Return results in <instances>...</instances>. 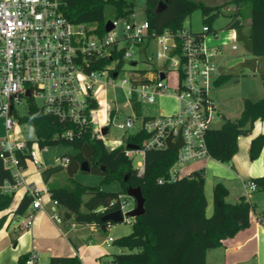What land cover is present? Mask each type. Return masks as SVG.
<instances>
[{
    "label": "built area",
    "instance_id": "2783aa9c",
    "mask_svg": "<svg viewBox=\"0 0 264 264\" xmlns=\"http://www.w3.org/2000/svg\"><path fill=\"white\" fill-rule=\"evenodd\" d=\"M63 6L64 0H0V118L6 131L0 137V163L11 176L0 179V194H14L17 188L24 187L31 197V210H44L41 196L44 190L26 181L24 169L31 163L40 171V152L47 148L39 145L35 133L31 138L23 136L19 122V117L26 112V107L24 113L19 111L23 103L27 105L29 101L36 103L39 100L36 104L43 112L66 123L68 127L61 133L64 139L71 140L89 128L108 149H113L123 144L122 140L113 139L107 145L105 136L109 124L118 117V109L114 98L100 97L102 90L106 86L112 90L120 88L131 107L139 102L152 103L156 95L166 91L168 70L175 74V112L141 117L137 131L146 132L148 137L138 149L126 147L125 154L133 160L136 154L140 156L134 164L137 174L141 175L145 149L167 148L166 137L171 134L173 143L180 131L182 145L176 149V159L169 169L170 179L179 177L181 166L209 158L206 132L216 115L209 92L222 74L212 58L226 44L231 50L236 49L235 28L228 30L214 45L208 40L209 37L217 39L218 32L207 25H203L200 32L182 28L176 35L165 31L150 36L146 18L138 19L133 11L104 21V28L107 22L112 28L104 29L103 34L92 40L90 36L94 33H87L91 30L87 28L94 27L69 21L63 14ZM153 39L160 47L156 58L161 59L162 64L154 70L152 77L147 78L136 68L137 61L131 59L129 48ZM120 42L125 46H120ZM177 47L179 51L175 52ZM99 58L107 59L108 63L96 67ZM125 62L129 63L127 77L122 76L116 81ZM160 73L164 74L162 79ZM135 124L133 115L115 122L122 130ZM104 126H107L105 134L101 132ZM68 161L66 155L59 158V163L64 166ZM243 185L248 193L256 190L253 179L245 180ZM51 202L49 216L65 233L63 226L72 228L74 224L65 223L58 202L53 199ZM119 202L122 221L132 223L134 217L126 213L134 207V200L121 194ZM31 216L30 211L24 227L29 226ZM112 242L111 236L104 241L105 245ZM36 261V254L31 252L23 264H36Z\"/></svg>",
    "mask_w": 264,
    "mask_h": 264
},
{
    "label": "trees",
    "instance_id": "16d2710c",
    "mask_svg": "<svg viewBox=\"0 0 264 264\" xmlns=\"http://www.w3.org/2000/svg\"><path fill=\"white\" fill-rule=\"evenodd\" d=\"M162 3V5H161ZM106 4L115 8V16H126L135 10L134 0H64L63 14L73 23H82L87 33H104L103 10ZM223 6L234 5L236 12L231 19L248 17V46L251 55L264 63V0H220ZM217 4H208L203 0H144V13L148 21L150 36L171 35L184 28L183 20L195 9H199L203 25L211 28V23L218 15ZM179 48L175 49L178 52ZM108 60L99 58L96 67L101 68ZM144 69L141 73H144ZM229 78L221 74L215 83ZM264 87V68L260 72ZM95 105V103H93ZM264 120V95L259 99L244 97L242 109L236 119L224 118L218 127H210L206 132V143L210 157L229 163L237 152V138L249 135L255 121ZM21 124L30 125L39 141V145H71L73 154L68 156L65 166L67 185H51L47 191L51 199L56 200L69 212L72 220L65 218V223L77 226H94L100 232L110 225L102 222L105 213L120 208L119 195L126 194L128 187H139L143 196L144 212L134 217L131 230L113 239L112 244L122 248V252L113 253L114 264H206L205 253L218 247L226 238L233 237L240 230L248 227L249 215L254 206L243 196L235 202H228L227 188L217 182L212 187V211L206 215L207 199L204 191V176L201 169L193 170L188 175L169 178V169L176 159V149L147 148L143 157V172L137 174L133 158L125 154L126 144L142 147L148 134L142 130L128 134L121 145L108 149L103 141L96 138L89 128L80 132L73 139H64L61 133L67 125L56 117L43 112L36 103L29 101L26 112L19 117ZM264 145V132L250 140L248 157H258ZM86 161L89 171L100 174L101 182L113 179L120 181L122 190H104L100 185H88L73 176L80 164ZM10 172L0 163V179L9 178ZM162 181L159 182L158 180ZM256 189L264 190V176L252 178ZM84 196H87L84 199ZM13 194H0V212L9 207ZM31 202L26 193L17 203L14 213L23 214ZM4 217H0V227ZM28 254L18 257V264H23ZM46 264H81L77 255L50 256Z\"/></svg>",
    "mask_w": 264,
    "mask_h": 264
},
{
    "label": "crops",
    "instance_id": "0c3cea01",
    "mask_svg": "<svg viewBox=\"0 0 264 264\" xmlns=\"http://www.w3.org/2000/svg\"><path fill=\"white\" fill-rule=\"evenodd\" d=\"M231 7L233 13H235L237 10L236 6L231 5ZM232 20H237V28L241 26L248 28V38V17L237 16ZM236 35L237 41L241 37V31L239 29L236 30ZM218 40H221L219 32L217 39L209 37L208 41L210 44L214 45L218 43ZM148 43L149 41L146 44ZM237 57L239 56H235V58ZM251 57L254 56L251 55ZM229 62L230 61L227 62V65ZM257 65L258 61L256 63V68ZM149 68L152 69V74L144 72L142 73L144 77L150 78L154 75L156 67L149 66ZM221 73L224 74V71L221 70ZM218 84L219 83H214L213 87ZM210 97L215 106L214 97H212L211 94ZM243 98L244 97H242V99ZM176 107L177 102L173 112L176 110ZM241 109L238 110L234 118L229 117V115H224V118L236 119L239 117ZM216 115L219 116L220 113L217 112ZM262 132H264V120L255 121L253 130L249 135H240L237 138V152L227 164L209 157L189 162L194 164L189 165V163H187L179 169V177L188 175L193 170L201 169L204 181L207 176L211 178L210 184L212 187L215 183L219 182L227 188L228 194L226 200L228 202H235L240 197L244 196L254 206V209L249 215L248 227L240 230L233 237L224 239L220 246L208 249L205 253L206 264H264V211L260 209L256 199H254L255 197L252 196L258 189L249 194L243 185V182L247 179L264 176V145H262L256 159L250 160L248 157L251 138ZM44 152L45 151L40 152V159L42 161L40 171H37L35 166L31 163H27L24 169L26 181L44 190L41 195L44 210L32 211L29 204L23 214H15L14 209L21 197L25 194L24 187L17 188L13 194L9 207L0 212V217H4L3 224L0 227V264H18V257L20 255L29 254L31 252L36 254V264H46L50 256L73 255L78 256L81 264L111 263V261H113L112 254L122 252L123 249L118 247L117 251L109 250L112 244L105 245L104 241L110 235H104L101 239L100 234H102V232L94 226L74 225V227L70 228L66 224L63 226L65 233H62L55 222L50 218L49 212L52 208V202L47 189L51 185H67L68 179L65 174V166L57 162L55 158L56 155L45 157ZM45 163H47V165ZM86 198L87 196H84V199ZM30 211L32 212V216L29 226L26 228L23 224L26 215ZM62 211L65 212V210ZM71 220L72 216H70V221ZM113 224L115 223H111L106 229L109 228V226L111 227V225L114 227ZM124 234L126 233H121L119 236ZM111 237L113 239L117 238Z\"/></svg>",
    "mask_w": 264,
    "mask_h": 264
},
{
    "label": "rangeland",
    "instance_id": "374dc122",
    "mask_svg": "<svg viewBox=\"0 0 264 264\" xmlns=\"http://www.w3.org/2000/svg\"><path fill=\"white\" fill-rule=\"evenodd\" d=\"M208 4H217L218 6V15L211 23V29L213 31L219 32L220 39H223L224 35L228 30L233 27L236 30L241 31V37L236 41V50H230V45H224L220 48V52L215 54L212 58L216 67L219 70H223L224 74H228L229 78L226 81H223L211 88L210 94L215 99V113L219 112L220 115H215L214 119L209 123L210 127L219 126L223 119L224 115H229V117L234 118L238 110L241 109V99L242 97H250L253 99H259L264 95V87H262L260 72L262 68H264V63L260 58H257L258 65L254 71H250L246 67L242 66L240 63H234L230 66L227 65L228 61L235 59V56H239L243 59L250 58L251 53L249 51L248 46V38L247 32L248 28L245 26H241L237 28L236 25L237 20H232L230 17V10L232 7L230 5L223 6L220 4V0H203ZM135 2V13L138 19H143L145 17L144 13V0H134ZM115 8L112 5L106 4L103 10V15L105 21L111 20L115 17ZM183 26L186 29L191 30L192 32H200L201 27L203 26L202 17L199 9H195L183 20ZM92 40L97 39V35L93 34L90 36ZM219 42V40L217 41ZM120 46H125L122 42L119 43ZM160 49L156 40H150L148 44L143 43L140 46H135L129 48L131 53V59L136 60V68L144 69L145 73H151L152 69L149 66L159 68L162 64V60L156 58V52ZM130 59V58H129ZM129 69V63L125 62L123 66V70L119 72L118 78L119 80L122 76L127 77V70ZM167 80L165 84L167 86L166 91L163 94L156 95L155 99L152 103L148 102H139L135 104L133 107L128 105V97L123 93L120 88H114L112 90L110 86H106L105 90H102L100 97H105L106 99L114 98L115 105L118 109V117L116 121H113L108 126V132L105 136L106 144L110 145L111 140L117 139L122 140L128 134L134 133L138 130V120L144 116H158V115H167L174 113L173 110L176 106V100L173 96L174 92V84H175V74L174 71L168 70L166 72ZM36 103H40L39 100H36ZM26 104L23 103L19 106L20 113L25 112ZM240 113V112H239ZM133 115L136 118V124L134 127L122 130L115 126V122H118L124 119L126 116ZM223 115V116H222ZM20 129L23 132V136L25 138H31L34 136V132L32 127L28 124H21ZM6 134L5 126L3 119L0 118V137ZM46 150H44L45 157H50L56 155L55 158L57 162H59V156L62 154H73L75 152L74 148L68 144H56L46 146ZM140 156L136 154L134 161L139 159ZM47 165V163H45ZM194 163H189V165ZM76 180L88 184V185H100V187L104 190L109 191H120L122 190V186L119 180L113 179L109 182L102 183V176L93 172H85L80 169L73 176ZM211 178L207 176L204 181V191L207 199V208L206 215L209 216L212 211V199H211ZM253 193V192H250ZM249 193V194H250ZM254 199H256L260 209L264 211V190H258L252 194ZM61 210H64V207L59 205ZM114 227L109 226L105 232L100 234L101 239L104 235L117 237L121 233H128L131 230V223L121 221L113 224ZM105 236V237H106ZM112 244V243H111ZM109 250L117 251L118 247L112 244ZM112 264V263H109Z\"/></svg>",
    "mask_w": 264,
    "mask_h": 264
},
{
    "label": "water",
    "instance_id": "95a60500",
    "mask_svg": "<svg viewBox=\"0 0 264 264\" xmlns=\"http://www.w3.org/2000/svg\"><path fill=\"white\" fill-rule=\"evenodd\" d=\"M162 5V3H161ZM112 28V25L110 22H107L105 24V31H109L110 29ZM234 63H240L242 66L246 67L247 69H249L250 71H254L255 68H256V63H257V60H256V57H250V58H241V57H237L233 60H231L228 64V66L234 64ZM115 74H113L114 76ZM164 77V74L163 73H160V78L162 79ZM101 132L103 134H105L107 132V126H104L101 130ZM182 145V138H181V134H180V131L178 132L177 134V139L175 142H171V134H169L167 137H166V147L169 148V149H178L180 146ZM126 147L127 148H133V149H138V146L136 145H133V144H126ZM79 169L81 171H85V172H88L89 171V166L87 164L86 161H83L81 164H80V167ZM126 195L131 197L133 200H134V207L128 211L126 213L127 216H131V217H137L139 215H142L143 212H144V207H143V202H144V199H143V196L141 194V191L139 189V187H128L126 189ZM71 216V214L67 211L64 212V218L66 219H69ZM123 219V216L121 214V211L118 209V210H115V211H112V212H108V213H105L102 218H101V221L102 222H110V223H118V222H121ZM105 225L103 224L101 226V229L102 230H105ZM108 263V262H106ZM111 263H114L113 261H111Z\"/></svg>",
    "mask_w": 264,
    "mask_h": 264
}]
</instances>
